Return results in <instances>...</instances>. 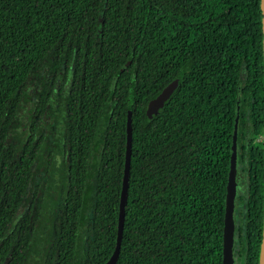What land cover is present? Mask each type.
<instances>
[{
  "label": "trees",
  "instance_id": "obj_1",
  "mask_svg": "<svg viewBox=\"0 0 264 264\" xmlns=\"http://www.w3.org/2000/svg\"><path fill=\"white\" fill-rule=\"evenodd\" d=\"M32 81L42 82L22 140L27 128L15 127ZM172 82L176 89L150 118L149 102ZM129 113L132 154L117 264H223L234 136L248 181L235 210L238 251L242 264H259L261 0H0V264L27 263L37 211L29 190L52 121L64 135L68 186L58 212L47 216L53 231L41 264L109 261Z\"/></svg>",
  "mask_w": 264,
  "mask_h": 264
},
{
  "label": "rangeland",
  "instance_id": "obj_2",
  "mask_svg": "<svg viewBox=\"0 0 264 264\" xmlns=\"http://www.w3.org/2000/svg\"><path fill=\"white\" fill-rule=\"evenodd\" d=\"M49 75V66L47 64L41 72V77L45 79L49 77ZM41 82L42 81L31 82L30 86L28 87L27 97L23 103V108L19 114L15 131L23 133L27 128L21 136L22 140H25L28 135L27 126L29 124V119L32 115L34 105L38 99V89L41 85ZM48 128L49 130L45 131L46 143L44 144L34 167L36 176L29 190V197L35 195V199L37 201V211L33 216L36 223L35 239L26 264L42 263L48 251L50 231H53V225L51 226V222L49 221L51 217L47 218V216H52L55 212H58L60 204H63L64 202L68 186V159L65 153L63 141L64 135L62 131L58 132L55 121H52V123L49 122ZM55 128L56 130H54ZM9 142H11L10 139ZM242 167L243 164L237 159L238 190L236 199L238 197L245 198L248 191V181ZM28 208L29 204L27 201L22 208V212H26ZM238 209L242 210L243 204L240 203ZM239 223L240 220L238 219L237 226ZM235 238L237 242L234 255L235 264H242L245 254L243 252L239 253L238 251V233L236 234Z\"/></svg>",
  "mask_w": 264,
  "mask_h": 264
},
{
  "label": "water",
  "instance_id": "obj_3",
  "mask_svg": "<svg viewBox=\"0 0 264 264\" xmlns=\"http://www.w3.org/2000/svg\"><path fill=\"white\" fill-rule=\"evenodd\" d=\"M261 8L263 13V32H264V0H261ZM177 87L176 82H172L168 85L162 93L151 100L148 104L147 115L150 118L155 117L159 110L164 107L165 102L170 98L171 94ZM233 152L231 157V169L229 174V181L227 185V198H226V213H225V226H224V248H223V264H234V243H235V198L237 195V137L233 138ZM131 154H132V114H128V123H127V153H126V165L124 173V182L122 190V198L120 205V217H119V229H118V239L116 249L105 264H117L121 243L124 231V221H125V206L128 198V185H129V176H130V166H131ZM259 264H264V229H263V239L261 243L260 259Z\"/></svg>",
  "mask_w": 264,
  "mask_h": 264
},
{
  "label": "flooded vegetation",
  "instance_id": "obj_4",
  "mask_svg": "<svg viewBox=\"0 0 264 264\" xmlns=\"http://www.w3.org/2000/svg\"><path fill=\"white\" fill-rule=\"evenodd\" d=\"M237 190H238V179H237ZM237 200H238V198L237 199L235 198V210H236V206H237ZM236 217H237L236 216V212L234 211V218H235V224H236V229H237V220H238V218L236 219ZM235 237H236V230H235ZM235 240H236V238H235ZM234 246H235V243H234ZM234 255H235V251H234ZM234 258H235V256H234Z\"/></svg>",
  "mask_w": 264,
  "mask_h": 264
}]
</instances>
